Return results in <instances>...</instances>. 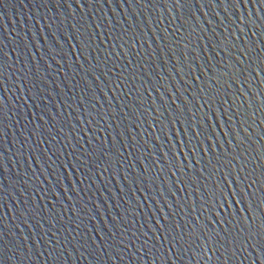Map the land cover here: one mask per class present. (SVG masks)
<instances>
[{"label":"water","instance_id":"water-1","mask_svg":"<svg viewBox=\"0 0 264 264\" xmlns=\"http://www.w3.org/2000/svg\"><path fill=\"white\" fill-rule=\"evenodd\" d=\"M260 67L258 0H0V264H264Z\"/></svg>","mask_w":264,"mask_h":264},{"label":"snow or ice","instance_id":"snow-or-ice-1","mask_svg":"<svg viewBox=\"0 0 264 264\" xmlns=\"http://www.w3.org/2000/svg\"><path fill=\"white\" fill-rule=\"evenodd\" d=\"M55 2L57 3V5H63V4H67L68 0H55ZM79 2L81 3V6L84 8H87L90 0H79ZM98 2V0H97ZM127 2V0H126ZM135 2L139 3V0H135ZM191 2V0H171L172 6L175 9L177 6L183 8L184 6H186L187 4H189ZM206 3L211 4L213 3V0H205ZM217 2L219 3H225L230 7H235L236 4H243L244 0H217ZM259 3L264 4V0H258ZM69 7H71L72 5L69 4ZM234 14V13H233ZM176 19H179V17H176ZM208 23H211V21H208ZM181 27H183V24H181ZM177 31H179L177 29ZM161 39H163V37H161ZM58 45V41L54 42ZM189 43L185 42L184 47H185V51L180 55L179 59H178V64H179V68L177 69L176 66H173V71L177 72V73H182L184 72L185 67H187V72L184 73L186 76L188 77H193V72H196V75L194 77V79H201V73L203 72L204 68L207 67L208 64V60H205L204 65L201 66L200 64L197 63V59H198V53L196 51L195 48L189 50ZM75 47H80L79 44L74 45ZM247 50H245L246 53ZM244 53H241V56ZM81 55H83V49H81ZM63 58V57H61ZM52 59H55V57H52ZM243 63V60L241 58H237V67L235 69V71L231 72V73H226L230 76L231 80H235L241 76H243V73L245 71V69L240 68L239 64ZM50 67V65H49ZM249 67H251V65H249ZM260 72L264 73V67H260ZM97 79H100V76H97ZM211 79V78H210ZM241 84L246 83V79H242ZM119 87V85H117ZM178 91V90H177ZM200 91L203 92L205 91V89L203 87L200 88ZM201 133L199 131L193 133V137H197L199 136ZM107 170V169H105ZM233 183H235V181H233ZM162 195V193H161ZM111 198V197H110ZM99 210V206H97V211ZM115 235V234H113ZM181 239L183 238V236L180 237ZM31 239V235H27L23 237V240L21 241L20 245L18 246V249L23 252L24 249V244L23 241L24 240H30ZM163 239H167V237H163ZM173 240H176V237H173ZM39 242V241H37ZM81 247H83V245H81ZM55 251V248H53L50 252L49 255H52V252ZM123 251H128V245L124 246ZM139 251V250H138ZM210 251V250H209ZM262 252H264V248L261 249ZM25 255H27V253H24Z\"/></svg>","mask_w":264,"mask_h":264}]
</instances>
